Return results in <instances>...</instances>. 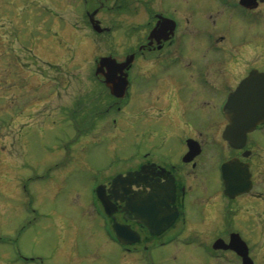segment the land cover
<instances>
[{
  "label": "flooded vegetation",
  "instance_id": "flooded-vegetation-1",
  "mask_svg": "<svg viewBox=\"0 0 264 264\" xmlns=\"http://www.w3.org/2000/svg\"><path fill=\"white\" fill-rule=\"evenodd\" d=\"M82 1L79 13L71 0H33L41 9H70L74 32L94 33L88 42L94 47V106L91 111L79 101L72 122L99 134L107 132L101 129L106 117H113L112 140L131 139L136 151L123 171L103 177L94 191V212L109 243L121 249V264H264V121L230 142L223 112L241 83L264 74V2ZM112 61L127 65L113 68ZM122 83L118 97L112 92H120ZM177 137L180 148L171 143ZM3 160L0 195L10 198L19 186L10 173L1 174ZM119 175L124 180L114 184ZM97 188L113 205L110 216ZM124 195L140 200L141 222L126 211ZM29 202L21 214L33 212ZM4 204L2 217L12 208ZM155 219L172 221L163 227ZM114 222L128 227L124 244ZM62 248L59 256L70 260L66 240ZM15 249L20 264H44Z\"/></svg>",
  "mask_w": 264,
  "mask_h": 264
},
{
  "label": "rangeland",
  "instance_id": "rangeland-1",
  "mask_svg": "<svg viewBox=\"0 0 264 264\" xmlns=\"http://www.w3.org/2000/svg\"><path fill=\"white\" fill-rule=\"evenodd\" d=\"M80 1L70 2L79 13L85 8ZM67 10L0 0L1 174L10 173L19 186L17 196L0 195L12 207L0 216V264L21 263L15 246L25 258L39 257L44 264H121V249L109 243L103 219L94 212V191L103 177L123 171L136 151L131 139L112 140L113 117L103 121L107 132L91 128L77 136L74 123H79L70 112L79 101L91 111L94 106V47L88 43L94 33L74 32ZM181 137L171 141L176 148ZM30 200L33 212L21 214ZM64 240L70 260L59 256Z\"/></svg>",
  "mask_w": 264,
  "mask_h": 264
},
{
  "label": "water",
  "instance_id": "water-1",
  "mask_svg": "<svg viewBox=\"0 0 264 264\" xmlns=\"http://www.w3.org/2000/svg\"><path fill=\"white\" fill-rule=\"evenodd\" d=\"M250 0H241L240 4L247 6ZM264 2V0H260ZM249 7V6H248ZM107 62V61H105ZM104 63L103 60L99 64ZM112 67L118 66L119 69L125 68L127 62L117 64L116 62H111ZM106 83L109 85L108 77L106 78ZM124 84H121L120 92H112L118 97H121V93L124 91ZM229 125L225 130V137L230 141H235L234 139L242 138L244 135L251 131L256 125H259L264 121V74L252 73L247 80L239 85L237 90L228 97V100L223 108ZM232 136H235L233 139ZM124 180L122 176H117L113 183L121 182ZM126 194V191H124ZM96 196L100 203L102 204L105 213L110 216L112 214L109 198L105 197L102 192V188H97ZM121 201H125L126 211H130L131 214L135 216L136 221L142 220V206L140 205V200L132 197L121 198ZM172 220H153L155 226L162 225L166 227ZM164 224V225H163ZM128 227L113 223V229L116 232L117 239L120 244L122 238H124V231Z\"/></svg>",
  "mask_w": 264,
  "mask_h": 264
},
{
  "label": "trees",
  "instance_id": "trees-1",
  "mask_svg": "<svg viewBox=\"0 0 264 264\" xmlns=\"http://www.w3.org/2000/svg\"><path fill=\"white\" fill-rule=\"evenodd\" d=\"M77 126H76V130H77V136L79 137L80 135L79 134H84L86 131H81L80 130V126H79V124H76Z\"/></svg>",
  "mask_w": 264,
  "mask_h": 264
}]
</instances>
